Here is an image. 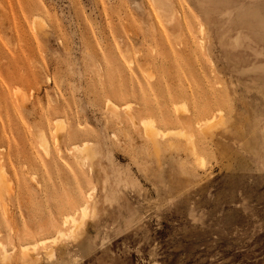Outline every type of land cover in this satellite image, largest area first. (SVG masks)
Masks as SVG:
<instances>
[{"label": "rangeland", "instance_id": "1", "mask_svg": "<svg viewBox=\"0 0 264 264\" xmlns=\"http://www.w3.org/2000/svg\"><path fill=\"white\" fill-rule=\"evenodd\" d=\"M0 169L3 264H264V0H0Z\"/></svg>", "mask_w": 264, "mask_h": 264}, {"label": "bare ground", "instance_id": "2", "mask_svg": "<svg viewBox=\"0 0 264 264\" xmlns=\"http://www.w3.org/2000/svg\"><path fill=\"white\" fill-rule=\"evenodd\" d=\"M200 30H202V27H201V29ZM202 32V31H201ZM205 43V42H204ZM18 93V92H17ZM143 126H144V133H145V135L147 136V138H148V140H150L151 141V143L153 144V146H154V148H156V146H157V139L158 138H160V137H164V135H166L167 133L166 132H164V130L161 128V127H159L158 125H156L155 124V122L154 121H152V120H150V119H148V120H144V121H142V123H141ZM62 122L60 121V122H58L57 123V127H56V129L58 130V129H62ZM172 135H175V136H177V137H180V138H185V139H187V141H188V143L189 144H191L192 145V139H191V136L190 135H188V134H186L185 132H183V131H181V130H177V131H175V130H171V131H169ZM45 138H43V139H41V144H40V146L41 147H43V150L44 149H46V147L48 146V145H46V143H45V140H44ZM55 140H57V139H55ZM55 143V142H54ZM48 148V147H47ZM76 148V150H77V152H78V154H79V158H80V162H82L83 160H87V159H89L90 158V156H92V155H90V152H89V150H88V148L84 145V146H81V147H78V146H74V149ZM47 153H48V150L46 151ZM195 156H196V154H195ZM200 160V159H199ZM202 164V163H201ZM4 174H6V173H4L3 172V170L2 169H0V189H1V192H2V187H3V183H4V181H5V179H4ZM9 182V181H8ZM7 182V183H8ZM10 183V182H9ZM8 185V184H7ZM3 192H5V191H3ZM6 193V192H5ZM87 212H88V210H87V207H83V206H80L79 207V210H77V211H75V213H73V214H70V215H68V216H66V218H65V223L67 222V223H70L71 224V228H69L70 230H71V235L73 236V238L74 239H77V237H78V235H79V232L81 231V229H82V227H83V224H84V219H85V217L87 216ZM78 214L80 215V217L79 218H77V216H78ZM92 216V215H91ZM91 218V217H90ZM89 219V218H88ZM68 229V230H69ZM69 230V231H70ZM84 231V230H83ZM67 234H68V232H66ZM58 235L59 236H63L64 235V232L63 231H60L59 233H58ZM68 235H66L65 237H67ZM64 237V236H63ZM71 237V236H70ZM60 237H58V239H59ZM54 239H56V237L54 238ZM57 240V239H56ZM52 241H53V239H52ZM58 241V240H57ZM61 241H63V240H61ZM67 241V240H66ZM70 241V240H69ZM73 241V240H72ZM54 242V241H53ZM52 242V243H53ZM42 243V242H41ZM36 243H34L33 245H35ZM1 245V244H0ZM29 245V244H28ZM31 246V245H30ZM50 246V245H49ZM21 247H23L24 249H23V252H26V250H31V249H25L26 247H27V245H23V246H21ZM20 247V248H21ZM32 247V246H31ZM3 248V256H0V257H3V261H5L6 260V262H7V258H8V251L7 250H5L4 249V247H2ZM32 249H34V248H32ZM25 250V251H24ZM35 250V249H34ZM22 251V250H21ZM24 254V253H23ZM48 254L51 256L52 255V252L50 251V252H48ZM22 255V254H21ZM9 260V259H8ZM1 262V261H0ZM2 263V262H1ZM3 264V263H2Z\"/></svg>", "mask_w": 264, "mask_h": 264}]
</instances>
